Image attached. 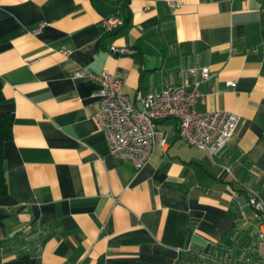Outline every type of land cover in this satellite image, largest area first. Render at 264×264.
<instances>
[{
	"label": "crops",
	"instance_id": "1",
	"mask_svg": "<svg viewBox=\"0 0 264 264\" xmlns=\"http://www.w3.org/2000/svg\"><path fill=\"white\" fill-rule=\"evenodd\" d=\"M80 69L119 77L134 103L199 81L196 109L236 113L234 134L211 156L161 120L165 146L136 169L108 154ZM0 83V264H262L264 0H0Z\"/></svg>",
	"mask_w": 264,
	"mask_h": 264
},
{
	"label": "built area",
	"instance_id": "2",
	"mask_svg": "<svg viewBox=\"0 0 264 264\" xmlns=\"http://www.w3.org/2000/svg\"><path fill=\"white\" fill-rule=\"evenodd\" d=\"M106 33L122 25L119 15L101 21ZM111 52L123 54L125 48L111 47ZM68 51L63 50V54ZM196 68L191 70L195 73ZM201 78L207 79V68L200 69ZM75 77H86L96 82L94 95L99 100L96 116L98 128L105 134L108 154L127 159L136 169L142 168L151 158L155 146L164 147L167 132L158 127L161 120L174 118L178 122V135L190 147L217 154L233 136L239 117L222 109L200 112L196 102L201 97L199 81L165 87L158 92L136 94L134 103L122 90L123 81L104 71L96 74L88 69L74 72ZM234 85V82H230ZM250 203L261 217L255 252L264 264V202L251 198Z\"/></svg>",
	"mask_w": 264,
	"mask_h": 264
},
{
	"label": "trees",
	"instance_id": "3",
	"mask_svg": "<svg viewBox=\"0 0 264 264\" xmlns=\"http://www.w3.org/2000/svg\"><path fill=\"white\" fill-rule=\"evenodd\" d=\"M125 4L126 2L123 1L121 7L123 13L127 14ZM5 103H6V99L3 95L2 86L0 83V197L4 196L7 193L3 146L4 143L11 138V115L9 111L2 109Z\"/></svg>",
	"mask_w": 264,
	"mask_h": 264
},
{
	"label": "water",
	"instance_id": "4",
	"mask_svg": "<svg viewBox=\"0 0 264 264\" xmlns=\"http://www.w3.org/2000/svg\"><path fill=\"white\" fill-rule=\"evenodd\" d=\"M155 62L153 60H147L146 65L148 69L153 68Z\"/></svg>",
	"mask_w": 264,
	"mask_h": 264
}]
</instances>
